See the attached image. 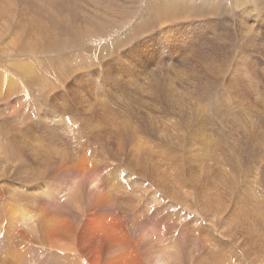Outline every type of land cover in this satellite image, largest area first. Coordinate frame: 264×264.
<instances>
[{"label": "rangeland", "instance_id": "1", "mask_svg": "<svg viewBox=\"0 0 264 264\" xmlns=\"http://www.w3.org/2000/svg\"><path fill=\"white\" fill-rule=\"evenodd\" d=\"M11 1L14 4L13 10H11L10 7L8 8L9 10H6V3H9L10 0H0V10L7 12L3 13V19L1 18L0 20V30H2L0 31V73H4L2 79L4 83L7 82L6 86H3L4 83H1L3 87L0 86V127L2 129L0 130V172H2L0 175L8 176L11 174L9 176L10 179L7 180L11 185H6L12 187L14 190L22 187L21 189L24 190L23 194H30L31 192L32 195H35V192H37L39 195L42 187H37L35 183H27L28 180L20 175L29 173L28 175L31 174L29 179L32 181L36 180V178H38L37 180L45 178L44 182L46 185H44L45 187L43 188H45L46 194H49V192L50 194L49 196L40 194V196L42 198L49 197L48 201L51 203H53L52 198L55 199L54 196L56 199L61 197V203H63L65 199L62 200V196L67 194V189L64 187H66L67 181L71 179L70 177H66L67 175L65 176L63 172L68 167L76 169L86 166L88 168L100 166L101 176L97 177L98 181L92 182L93 185L90 182L88 184V182L85 183L82 181L83 183L81 182L78 189L80 192H78V194L76 193V195L80 196L77 197L76 201L78 205L75 203V206L70 205L72 206L70 208L68 205L67 207H69L70 210L73 208L78 214L82 212H84V214L87 212L97 214L107 209L106 201L110 197L113 201H116V203H119V201L122 203L123 201L121 200L125 202V198L131 200L137 207L133 205L125 207L127 204H122L121 206H115L113 209L121 213L124 211L122 214L126 217L128 216L127 218L132 228L130 233L132 239L138 243L139 252L143 244L147 246L149 244L154 245L158 243L159 240H162V243H169L170 245L166 247L167 251L175 252L178 250L182 253L185 251L186 253L189 252L194 254L196 250V254L198 257L200 256V258L192 264H198L199 262H203V264H216V262L219 263L222 259L225 262L224 264H226L227 259L225 257L227 255L230 258L227 262L237 261L238 264H241V262H243L242 264H264L263 0H259L263 5L259 3L260 6L257 7L262 8L263 13L262 11H254L249 8L248 11L250 10V12H248L247 15L243 13L244 9H240L239 7L234 9V3L237 5V2H234V0H227V3H225V0L222 2V6L220 3L223 0H218L219 3L215 4V6L212 4L213 0H210V3H205V5L208 7L212 5L213 7L206 9L205 6L204 9L208 12L203 13L199 10V3H196L198 12H194L195 15L194 13L191 15L184 14L183 18H179L177 13L174 14L167 9L164 14L163 10L158 8L162 17L171 14L174 16L173 19L165 22L160 21L161 23L158 22L153 31L145 34L141 33V35H138L137 33H133V36L127 38L125 43L112 44L111 41L113 40L117 41L123 39V37L125 38L122 28L124 25H118L119 27H116L121 29L116 28L114 30L117 31L118 29L117 32L121 30L120 33H122V36L120 33L118 34L113 30L114 34H109L113 39L106 35V38H102L109 39H107L108 45L105 41L96 43L94 40L89 43V47L86 45L88 43L81 44L82 46L78 44L81 47L77 45L74 47L72 46L73 48L78 47L79 49L77 50L79 51L71 49V47L68 48L70 45L62 48H50L44 43V39H50L53 37V34L60 37L63 36L64 33L69 32V30L62 28L58 30L57 27H54L50 23L52 22V24H55L54 21L56 19L59 21V18L65 19L69 13L68 5L61 6L58 0ZM122 1L123 0L120 1L122 5L118 8L116 7L117 5L119 6V4L116 5L115 2H119V0H107L104 2L108 7L112 6V8H114L106 12L111 13L110 15L114 20L118 21V19H121L120 15L118 17V12L114 10L120 8L129 9L144 4L143 0ZM154 1L160 0H146L145 3ZM85 2L86 3H80V5L82 8H86L85 10L88 9L89 17L87 21H85V18L80 16L77 19L82 22L79 20L74 21V27L80 30L83 28L82 31L95 30L99 26L103 29L105 27V22H107L106 16L104 15V19H101L100 15L96 14L94 10L96 6L93 0H86ZM114 5L116 7H114ZM44 7L49 9L46 10ZM177 7L181 8L184 6L177 5ZM19 8H21V10ZM214 8L216 9L215 11ZM219 8L220 10H218ZM225 8L228 9L227 12ZM210 9L212 13L209 12ZM253 11L258 13H254ZM244 16L246 18H244ZM34 17L36 22L32 21ZM129 22L131 23V21ZM80 24L85 25L82 27ZM101 24H103L104 27ZM32 25L35 28V32L32 29L35 33L32 39L33 42L27 46L25 45L26 43H20L19 46H17L15 42L27 41L23 33ZM221 25L223 27H221ZM5 29L7 30V35L3 34ZM226 30L229 33H225L227 32ZM96 31L99 32V28L96 29ZM115 34L117 36H115ZM29 38H31V36H29ZM64 39L70 40L68 37H64ZM217 41L219 43L220 41L224 43L223 47H225L224 50L226 53L221 50V45L215 44ZM23 48H27L26 53H22ZM112 48L117 50L114 51ZM68 50L69 52L67 53ZM64 52L68 55L65 54L63 56L62 53ZM99 52H101V54ZM216 54H219L221 58L215 57ZM65 56L71 57L70 65L66 64ZM61 57L63 60H61ZM208 61L210 62L208 63ZM17 64L18 66H16ZM187 66L190 69L185 68ZM207 66L209 68H207ZM73 67L78 68L77 72L72 70ZM255 70L258 71V73ZM182 71L184 75L181 73ZM194 72L200 74L201 77L194 74ZM202 72L203 74L207 73L203 75L201 74ZM188 75L192 78L193 86L187 85L188 82L184 77H189ZM198 82H202V84ZM9 83L12 84L10 88L8 86ZM146 83H149V87ZM146 90L147 94L145 92ZM219 100L222 101V103L224 102V105ZM64 107L67 108L68 111L65 112ZM53 113L57 116L55 117ZM18 116L20 120H18ZM187 117L189 118L187 119ZM37 122H39L40 130H37ZM7 123L12 124H10L11 129H9V127H4V124ZM126 126L131 127V130H125L124 127ZM125 132L127 134H125ZM166 133L168 134L166 135ZM120 134L122 138H120ZM124 135H127L126 139ZM18 139L21 140L18 141ZM14 140L17 143L20 142L18 143L19 145H17ZM22 140L23 142L21 143ZM32 140H34V142H32ZM169 141H173L175 144L173 145L174 147L172 144H168ZM90 143L93 145H90ZM255 143L257 144L255 145ZM138 144L140 146H138ZM220 145L222 146L220 147ZM136 146H138V148ZM135 147L138 151L134 150ZM40 148L42 150H40ZM10 149H12V151ZM121 149H125V154L123 150L122 153ZM4 151L7 153H4ZM43 151L46 153H43ZM30 152L36 153L35 156L32 153V155H30ZM44 154H46V157ZM117 156L119 158H117ZM139 157L143 158V160ZM58 158H64V160L61 161ZM149 158H151V160ZM45 159L46 161L49 160L46 162ZM94 159L98 162H95ZM26 160L27 163L25 162ZM74 160H76V162ZM101 160L104 161L102 162ZM138 160H140V162H138ZM54 161L58 163L55 164ZM3 162L4 164H8H6L7 167L6 165L5 167L2 165ZM51 162L52 164H50ZM13 164L17 168L13 167ZM49 165H53L54 167H52L54 169ZM18 166L21 167L18 168ZM35 167L37 169H35ZM50 170H52L51 173ZM61 170L63 171L60 172ZM169 170H171V174ZM16 171L17 174L20 171H22V173L18 174L17 178H14L15 175H17ZM44 174L47 176L45 177ZM39 175L42 176L39 178L37 177ZM48 175L52 178L50 179ZM168 176L171 178L169 179ZM54 177H56L57 180L53 179ZM106 177L113 179V183ZM63 180L65 181L63 182ZM124 181L126 182L124 183ZM132 182L134 184H132ZM55 184L58 185L55 186ZM96 186L98 188L96 189L98 191L100 190L98 193L95 189ZM62 188L65 189V192ZM7 190H9V188ZM125 191H129L130 193H126ZM171 191H173V193ZM111 192L112 195L114 194L113 197L112 195L110 196ZM122 192L123 194L120 196ZM88 193L90 194L88 195ZM91 193L93 195H91ZM99 193H102L101 195L104 197H101ZM94 194H98V197ZM128 196H131V199L127 198ZM42 198L36 199V202H34L35 205H29L32 201L25 200V203H21L20 206L22 209H27L31 212L30 206L32 208L34 206L36 210L38 204L47 202ZM97 198L100 200L104 199L100 201ZM102 201L105 202L102 203ZM96 202H101L100 204L102 205H97ZM132 207L134 210L131 209ZM38 215H40V213ZM76 220L77 218L68 217L67 223L73 225L77 223ZM66 228L64 229L66 231H61L58 237L64 242H71L74 240V235L72 231L69 232L70 228ZM72 229H74V227H72ZM209 233L215 235V238L221 241L225 247L220 248L217 245L211 244L208 239ZM13 238L16 237H11L9 242H13ZM82 240H85V234ZM189 242L192 244L191 246ZM199 243L203 244L205 248ZM200 245L206 251L203 248L200 249ZM212 247L216 252L212 250ZM208 248L210 250H208ZM151 251L149 247L147 251L145 250L144 255L151 257ZM215 253L218 255L216 256ZM196 254L194 255L196 256ZM205 257L206 259H204ZM209 259L213 260L210 261ZM214 260L216 261L215 263H213Z\"/></svg>", "mask_w": 264, "mask_h": 264}, {"label": "bare ground", "instance_id": "2", "mask_svg": "<svg viewBox=\"0 0 264 264\" xmlns=\"http://www.w3.org/2000/svg\"><path fill=\"white\" fill-rule=\"evenodd\" d=\"M6 1V0H5ZM61 4V6H64V5H68V9H69V13H68V16L65 18V19H62V18H59V21H57V19L54 21L55 24H52L54 27H57V29L59 30L60 28L62 29H65V30H69V32H66L63 34V36H60V37H57L55 34H53V37H51L50 39L46 38L44 39V43L47 47H50V48H62V47H65L67 45H70L68 48L71 47V49H79L78 47H81L82 45L81 44H86L88 47H89V43H91L92 41L95 40L96 43H100L101 41H105V43L107 44V39H102V38H106V36H110L111 38V35L109 34H114V29L118 28L119 26H123V33L125 34V38L123 37V39H119L121 37H119L117 41H111L112 44H121V43H125V41L127 40V38L129 37H132L133 36V33H137L138 35H141V33L145 34L147 32H150V31H153L156 26H157V23L158 22H165V21H168V20H172L174 16H172L171 14H169V16H165V17H162L160 15V12H159V9L160 8L161 10H163V13L165 14V10H169V12H173L174 14L177 13L178 17L179 18H183L184 14H187V15H191L193 14L194 12H198V6L196 3H199V10L203 12H208L206 11L204 8H205V3L209 4L210 3V0H160V1H154V2H149V3H145L146 0H143L144 4L140 5V6H135V7H132V8H129V9H116L114 10L115 12H118V17L119 15L121 16L120 20L118 19L117 20H114L112 19L113 17L110 15L111 13H106L107 11H110L114 8L111 7H108L107 4L105 5L104 2L107 1V0H93V2L95 3V12L97 15H100V18L101 19H104V15L106 16V20L107 22H105L104 26L103 24H101L104 28L101 29L100 26L97 27L96 29L99 28V32L95 30H91V31H82L84 27L83 25L85 24H80L82 30L80 29H76L73 25V22L74 21H78L80 16H82L83 18H85V21H87V18L89 17V14H88V9L85 10L84 8L81 7L80 3H86L85 1L86 0H58ZM87 1H90V0H87ZM114 1V0H113ZM120 1L119 2H115L116 5L119 4V6L117 5V7L114 5V7L118 8L120 7L122 4H120ZM124 1V0H123ZM122 1V2H123ZM225 0L221 1L224 2ZM237 2V5L234 3V9L235 8H240V9H244L243 10V13L247 15L248 12H250V10L248 11L249 8H251L252 10L254 11H262L263 9L262 8H257L260 3L259 0H234V2ZM79 2V3H78ZM231 2V1H230ZM233 2V1H232ZM264 2V0L262 1ZM17 3V2H16ZM203 3V4H202ZM219 3L218 0H213L212 1V4H217ZM220 5L222 6L223 3ZM225 3H227V0L225 1ZM2 4H5V3H2ZM113 4V3H112ZM231 4V3H230ZM262 4V3H260ZM13 2L10 0L9 3H6V10L10 7L11 10H13ZM178 6H184V7H181V8H178ZM225 5V4H224ZM232 5V4H231ZM263 5V4H262ZM2 6V5H1ZM40 6V5H39ZM88 6V5H87ZM165 6V7H164ZM211 7H213L212 5H210ZM219 6V5H218ZM226 6V5H225ZM224 6V7H225ZM233 6V5H232ZM3 7V6H2ZM98 7V8H97ZM211 7H208L206 6V9H209ZM229 7V6H228ZM17 8V7H16ZM43 8V7H42ZM45 8V7H44ZM227 8V7H226ZM225 8V9H226ZM233 8V7H232ZM3 9V8H2ZM21 10V8H19ZM46 10H48L49 8H45ZM230 9V8H229ZM5 10V11H6ZM9 10V9H8ZM18 10V9H16ZM33 10H36V9H33ZM216 9L214 8V11ZM220 10V8L218 9ZM217 10V12H218ZM222 10H223V7H222ZM228 9H226V12H227ZM232 10V9H231ZM199 11V12H200ZM230 11V10H229ZM233 11V10H232ZM253 11V12H254ZM27 12V10H26ZM38 12V11H37ZM102 12V13H100ZM211 9H210V11ZM216 12V13H217ZM222 12V11H221ZM234 12V11H233ZM238 12V11H237ZM242 12V11H241ZM3 13H7V12H3V10H0V20L1 18L3 17ZM10 13V12H9ZM15 13V12H14ZM106 13V14H104ZM239 13V12H238ZM254 13H258V12H254ZM263 13V11H262ZM12 14V13H11ZM27 14V13H26ZM117 14V13H116ZM207 14V13H206ZM209 14V13H208ZM224 14H225V11H224ZM228 14V13H227ZM5 15V14H4ZM9 15V14H8ZM31 15V14H30ZM35 15V14H34ZM195 15V13H194ZM197 15V14H196ZM238 15V14H237ZM12 16V15H11ZM91 16V15H90ZM218 16V15H217ZM225 16V15H224ZM242 16V15H241ZM30 17V16H29ZM28 17V18H29ZM32 17V16H31ZM208 17V16H207ZM220 17V15H219ZM223 17V16H222ZM239 17V16H238ZM261 17V16H260ZM5 18V17H4ZM12 18V17H11ZM24 18V17H22ZM26 18V17H25ZM115 18V17H114ZM178 18V19H179ZM201 18V17H200ZM225 18V17H224ZM244 18H246L244 16ZM264 18V16H263ZM3 19V18H2ZM9 19V18H8ZM14 19V18H13ZM12 19V20H13ZM248 19H252V18H248ZM6 20V19H5ZM10 20V19H9ZM29 20V19H28ZM244 20V19H243ZM246 20V19H245ZM244 20V21H245ZM8 21V20H7ZM11 21V20H10ZM14 21V20H13ZM12 21V22H13ZM22 21V20H21ZM32 21H35L36 22V19L35 17L32 19ZM70 21V23H69ZM81 21V20H79ZM100 21V20H99ZM131 21V23L129 22ZM247 21V20H246ZM9 22V21H8ZM25 22V21H24ZM82 22V21H81ZM93 22V21H92ZM101 22V21H100ZM160 22V23H161ZM234 22V21H233ZM255 22V21H254ZM253 22V23H254ZM23 23V22H22ZM260 23V22H259ZM24 24V23H23ZM27 24V23H26ZM88 24V23H86ZM7 25V24H5ZM10 25V24H9ZM89 25V24H88ZM119 25V26H118ZM166 25V24H165ZM220 25V24H219ZM231 25V23H230ZM253 25V24H252ZM3 26V25H2ZM92 26V25H91ZM118 26V27H116ZM218 26V25H217ZM237 26V25H236ZM244 26V25H243ZM10 27V26H9ZM23 27V25H22ZM78 27V25H77ZM88 27V26H87ZM96 27V26H95ZM221 27H223L221 25ZM228 27V26H227ZM245 27V26H244ZM247 28H249L248 26H246ZM79 28V27H78ZM167 28V27H166ZM236 28V27H234ZM245 28V29H247ZM251 28V27H250ZM1 29V28H0ZM7 29V28H6ZM4 30L3 31V34L4 35H7V30ZM32 29L34 30L35 32V28L32 26H29V28L23 33L24 36L26 37L27 41L26 42H23V41H19L18 42H15L17 44V46H19L20 43H26L25 45H29L31 42H33V37L35 35V33L32 31ZM41 29V28H40ZM85 29V28H84ZM118 29H121V28H118ZM117 29V31H118ZM240 29V28H239ZM88 30V29H87ZM114 30V31H113ZM231 30V29H230ZM229 30V31H230ZM238 30V29H237ZM2 31V30H0ZM112 31V32H111ZM115 31V32H117ZM121 31V30H120ZM117 32L118 34L120 33ZM164 31V30H162ZM227 31V30H226ZM250 31V30H249ZM111 32V33H109ZM223 32V31H222ZM244 32V31H243ZM62 33V32H61ZM225 33H229L228 31L225 32ZM232 33V31H231ZM236 33V32H235ZM249 33V32H247ZM1 34V32H0ZM108 34V35H107ZM121 36H122V33H120ZM60 35V34H58ZM106 35V36H105ZM29 36H31V38H29ZM37 36V34H36ZM115 36H117L115 34ZM115 36H114V39H115ZM120 36V35H119ZM124 36V35H123ZM219 36V34H218ZM229 36V35H227ZM1 37V36H0ZM4 37V36H3ZM64 37H68L70 40H65ZM113 37V36H112ZM242 37V36H241ZM260 37V36H259ZM5 38V37H4ZM117 38V37H116ZM224 38V37H223ZM48 39V40H47ZM101 39V40H100ZM113 39V38H111ZM132 39V38H131ZM136 39V37H135ZM228 39V38H227ZM231 39V38H230ZM237 39V38H236ZM240 39V38H239ZM109 40V39H108ZM217 40V39H216ZM225 40V39H223ZM249 40V39H247ZM250 42V41H249ZM102 43V42H101ZM230 43V42H228ZM227 43V44H228ZM12 44V43H11ZM78 44H80L81 46H79ZM146 44V43H145ZM215 44L217 45H221L222 48L221 50L223 52H225L224 48L223 47V44L224 43H220L217 41L215 42ZM240 44V43H239ZM75 45H77L76 47L77 48H73ZM101 45V44H100ZM99 45V46H100ZM108 45V44H107ZM125 45V44H124ZM241 45V44H240ZM239 45V46H240ZM245 45V44H244ZM73 46V47H72ZM84 46V45H83ZM111 46V44H110ZM109 46V47H110ZM159 46V45H158ZM260 46V45H259ZM5 47V46H4ZM13 47H14V44H13ZM86 47V46H85ZM101 47V46H100ZM105 47V46H104ZM109 47H106V48H109ZM147 47V46H146ZM236 47V46H234ZM9 48V47H8ZM7 48V49H8ZM96 48V47H95ZM105 48V49H106ZM116 48V47H115ZM115 48H112L114 51L117 50ZM239 48V47H238ZM261 48V47H260ZM24 49V48H23ZM22 49V53H26L27 52V48L23 50ZM64 49V48H63ZM86 49V48H85ZM111 49V48H110ZM236 49V48H235ZM244 49V47H243ZM60 51V50H59ZM58 51V52H59ZM79 51V50H77ZM76 51V52H77ZM84 51V50H83ZM94 51V50H93ZM231 51V50H230ZM69 52V50L67 51V53ZM81 52V51H80ZM88 52V51H87ZM102 52V51H101ZM101 52H99L101 54ZM105 52V51H104ZM61 53V51H60ZM67 53H62V55L64 56L65 54ZM73 53V52H72ZM226 53V52H225ZM237 53V52H236ZM76 54V53H75ZM108 54V53H107ZM205 54V53H204ZM232 54V53H231ZM48 55V54H47ZM51 55V54H50ZM53 55V54H52ZM59 55V54H58ZM68 55V54H67ZM112 55V54H111ZM202 55V54H201ZM235 55V54H234ZM61 56V55H60ZM62 56V57H63ZM77 56V54H76ZM61 57V58H62ZM187 57V56H186ZM189 57V56H188ZM209 57V56H208ZM217 58H221V56L219 54H216ZM262 57V56H261ZM22 58V56H21ZM49 58V57H48ZM53 58V57H52ZM71 58V57H70ZM70 58L69 56H65V60H66V64L70 65ZM100 58V57H98ZM206 58V57H205ZM46 59V57H45ZM60 59V58H59ZM94 59V58H93ZM190 59V57H189ZM209 59V58H207ZM206 59V60H207ZM63 60V58L61 59ZM99 60V59H98ZM104 60V59H103ZM113 60V59H112ZM205 60V61H206ZM218 60V59H217ZM109 61V60H108ZM119 61V60H118ZM203 61V60H202ZM201 61V62H202ZM96 62V61H95ZM210 61H208L209 63ZM227 62V61H226ZM2 63V62H1ZM46 63V62H45ZM117 63V62H116ZM120 63V62H119ZM199 63V62H198ZM207 63V64H208ZM101 64V63H100ZM192 64V63H191ZM190 64V65H191ZM82 65V64H81ZM86 65V64H85ZM99 65V64H98ZM154 65V64H153ZM158 65V64H157ZM160 65V64H159ZM193 65V64H192ZM205 65V64H204ZM224 65V64H223ZM18 66V64L16 65ZM87 66V65H86ZM85 66V67H86ZM100 66V65H99ZM114 66V65H113ZM138 66V65H137ZM198 66V65H196ZM203 66V65H202ZM209 66V65H208ZM207 66V68H209ZM78 67V66H77ZM84 67V66H83ZM102 67V66H101ZM173 67V66H172ZM179 67V66H178ZM205 67V66H204ZM12 68V66H11ZM46 68H47V65H46ZM68 68H71V67H68ZM79 68V67H78ZM76 67H73L72 70L76 71L77 72V69ZM87 68V67H86ZM156 68V66H155ZM171 68V67H170ZM185 68H189L188 66L185 67ZM184 68V69H185ZM196 68V67H195ZM198 68V67H197ZM228 68V67H227ZM153 69V68H152ZM190 69V68H189ZM229 69V68H228ZM170 70V69H169ZM176 70V69H175ZM192 70V69H191ZM198 70V69H197ZM208 70V69H206ZM205 70V71H206ZM171 71V70H170ZM186 71V69H185ZM195 71V70H194ZM200 71V70H199ZM256 71V70H255ZM193 72V71H192ZM201 72V71H200ZM223 72V71H222ZM225 72V71H224ZM258 73V71H256ZM50 73V72H49ZM58 73V72H57ZM66 73V72H65ZM174 73V72H173ZM181 73H183L184 75V72L182 71ZM207 73V72H206ZM204 73V74H206ZM242 73V72H241ZM255 73V72H254ZM256 73V74H257ZM74 74V73H73ZM178 74V73H177ZM191 74V73H189ZM194 74H197L194 72ZM203 74V72L201 73ZM203 74V75H204ZM48 75V74H47ZM46 75V76H47ZM62 75V74H61ZM68 75V74H67ZM187 75V73H186ZM193 75V74H192ZM200 76V74H197ZM4 76V73L1 72L0 73V86L1 83H4V80L2 79V77ZM65 76V75H64ZM180 76V75H179ZM189 77H184L186 78L185 80L188 82L187 85L191 86L193 81L191 80L192 78H190V75H188ZM195 76V75H194ZM206 76V75H205ZM8 77V76H7ZM56 77V76H55ZM66 77V76H65ZM87 77V76H86ZM89 77V76H88ZM160 77V76H159ZM196 77V76H195ZM203 77V76H202ZM208 77V76H207ZM42 78V77H41ZM53 78V77H52ZM60 78V77H59ZM146 78V77H145ZM241 78V77H240ZM65 79V78H64ZM164 79V78H163ZM207 79V78H206ZM209 79V78H208ZM150 80V79H149ZM43 81V80H42ZM172 81V80H171ZM174 81V80H173ZM203 81V80H202ZM207 81V80H206ZM210 81V80H209ZM208 81V82H209ZM17 82V81H16ZM35 82V81H34ZM40 82V81H39ZM204 82V81H203ZM264 82V81H263ZM7 83V82H6ZM6 83H4L3 86H6ZM57 83V82H56ZM196 83V82H195ZM198 83H201L202 82H198ZM206 83V82H205ZM253 83V82H252ZM129 84V83H128ZM142 84V83H141ZM147 84V83H146ZM154 84V83H153ZM164 84V83H163ZM183 84V83H182ZM207 84V83H206ZM148 87H149V83L147 84ZM151 85V84H150ZM155 85V84H154ZM167 85V84H166ZM170 85V84H169ZM208 85V84H207ZM2 86V87H3ZM9 88L10 86H12V84H8ZM39 86V85H38ZM37 86V87H38ZM146 86V85H145ZM173 86V85H172ZM188 86V87H189ZM193 86V85H192ZM201 86V85H200ZM52 87V86H51ZM167 87V86H166ZM195 87V86H194ZM197 87V86H196ZM203 87V86H201ZM215 87V86H214ZM8 88V91L10 92ZM15 88V87H13ZM143 88V87H142ZM165 88V87H164ZM199 88V87H197ZM206 88V87H205ZM208 88V87H207ZM47 89V88H46ZM68 89V88H67ZM149 89V88H148ZM152 89V88H151ZM150 89V90H151ZM160 89V88H159ZM157 90V89H155ZM188 90V89H187ZM204 90V88H203ZM51 91V90H50ZM209 91V90H208ZM256 91V90H255ZM146 94H147V90L145 91ZM156 92V91H155ZM201 92V91H200ZM15 93V92H14ZM192 93V92H191ZM4 94V92H3ZM149 94V93H148ZM158 94V93H157ZM189 94V93H188ZM200 94V93H199ZM206 94V93H205ZM19 95V94H18ZM101 95V94H100ZM155 95V94H154ZM190 95V94H189ZM201 95V94H200ZM152 96V95H151ZM202 96V95H201ZM9 97V96H8ZM11 97V96H10ZM15 97V96H14ZM156 97V96H155ZM257 97V96H256ZM13 98V97H12ZM149 98V97H148ZM17 99V98H15ZM199 99V98H198ZM256 99V98H255ZM1 100V99H0ZM19 100V98H18ZM141 100V99H139ZM159 100V98H158ZM203 100V99H202ZM260 100V99H259ZM258 100V101H259ZM101 101V100H100ZM142 101V100H141ZM170 101V100H169ZM188 101V99H187ZM220 101V100H219ZM17 102V101H16ZM21 102V101H20ZM172 102V101H171ZM195 102V101H194ZM201 102V101H200ZM222 103V101H220ZM3 103V102H2ZM219 103V102H218ZM224 103V102H223ZM222 103V104H223ZM226 104V103H225ZM22 105V103H21ZM142 105V104H141ZM170 105V104H169ZM224 105V104H223ZM26 106V105H25ZM222 106V105H221ZM122 107V106H121ZM225 107V106H224ZM15 108V107H14ZM18 108V107H17ZM38 108V107H37ZM198 108V107H197ZM136 109V108H135ZM63 110V109H62ZM196 110H199V109H196ZM12 111V110H11ZM32 111V110H31ZM30 111V112H31ZM34 111V110H33ZM64 111H68L67 108L64 107ZM170 112V111H169ZM15 113V112H14ZM56 113V112H55ZM13 114V113H11ZM17 114V112H16ZM19 114V113H18ZM54 114V113H53ZM52 115V114H51ZM55 115V114H54ZM142 115V114H141ZM193 115V114H192ZM57 115H55L56 117ZM61 116H64V115H61ZM126 116V115H125ZM132 117V116H131ZM59 118H62V117H59ZM57 118V119H59ZM189 117H187L188 119ZM249 118V117H248ZM53 119V118H52ZM17 120V119H15ZM18 120L19 119V116H18ZM60 120V119H59ZM64 120V118H63ZM127 120V119H126ZM131 120V119H130ZM52 121V120H51ZM55 121V120H53ZM62 121V120H61ZM65 121V120H64ZM128 121V120H127ZM23 122V121H22ZM72 122V121H71ZM129 122V121H128ZM127 122V123H128ZM180 122V121H179ZM51 123V122H50ZM60 123V122H59ZM131 123V122H130ZM251 123V122H250ZM11 124V123H10ZM9 123L7 124H4L5 128L6 127H9V129H11V125ZM18 124V123H17ZM20 124V123H19ZM61 124V123H60ZM177 124V123H176ZM53 125V124H52ZM56 125V124H55ZM64 125V124H63ZM77 125V124H76ZM94 125V124H93ZM128 125L130 126V124L128 123ZM248 125V124H247ZM73 126V125H72ZM128 126V127H129ZM140 126V125H138ZM137 126V127H138ZM16 127V126H15ZM64 127V126H63ZM62 127V128H63ZM68 127V126H66ZM78 127V126H77ZM98 127V126H97ZM127 126L124 127L125 130H128L130 129L131 130V127L128 128ZM141 127V126H140ZM153 127V126H152ZM14 128V127H13ZM145 128V127H144ZM177 128V127H176ZM179 128V127H178ZM184 128V127H183ZM245 128V127H244ZM259 128V127H258ZM143 129V127H142ZM243 129V128H242ZM249 129V128H248ZM0 130L1 127H0ZM5 130V129H4ZM7 130V129H6ZM99 130V129H98ZM15 131V130H14ZM124 131V130H123ZM133 131V130H132ZM143 131V130H142ZM146 131V130H145ZM2 132V131H1ZM6 132V131H5ZM17 132V131H16ZM15 132V133H16ZM91 132V131H90ZM95 132V131H93ZM122 132V131H121ZM131 132V131H130ZM13 133V132H12ZM88 133V132H87ZM143 133V132H142ZM188 133V132H187ZM6 134V133H5ZM38 134V133H37ZM55 134V133H54ZM73 134V133H72ZM122 134V133H121ZM119 135L120 138H122V135ZM125 134H127L125 132ZM132 134V133H131ZM140 134V133H139ZM168 133H166L167 135ZM13 135V134H12ZM11 135V136H12ZM4 136V135H3ZM6 136V135H5ZM32 136V135H31ZM126 136V137H125ZM157 136V135H156ZM165 136V135H164ZM231 136V135H229ZM2 137V136H1ZM8 137V136H7ZM15 137V136H14ZM34 137V136H33ZM99 137V136H98ZM125 139L127 138V135H124ZM132 137V136H131ZM261 137V136H260ZM5 138V137H3ZM18 138V137H17ZM27 138V136H26ZM34 138H37V137H34ZM43 138V137H41ZM110 138V137H109ZM135 138V137H133ZM166 138V137H165ZM11 139V138H10ZM16 139V137H15ZM25 139V138H24ZM2 140V139H1ZM6 140V139H5ZM21 140V139H18V141ZM26 140V139H25ZM24 140V141H25ZM109 140V139H108ZM134 140V139H132ZM139 140V139H138ZM151 140V139H150ZM7 141V140H6ZM9 141V140H8ZM13 141V139H12ZM15 141V140H14ZM39 141V139H38ZM37 141V142H38ZM42 141V140H41ZM129 141V140H128ZM216 141V140H215ZM3 142V140H2ZM5 142V141H4ZM10 142V141H9ZM16 142V141H15ZM23 142V140L21 141V143ZM27 142V141H26ZM32 142H34V140H32ZM32 142L30 141V143L32 144ZM40 142V141H39ZM38 142V143H39ZM122 142V141H121ZM13 143V142H12ZM17 143V142H16ZM20 143V142H18ZM17 143V145H19ZM117 143V142H116ZM123 143V142H122ZM139 143V142H138ZM215 143V142H214ZM25 144V143H24ZM34 144V143H33ZM36 144V143H35ZM34 144V145H35ZM115 144V143H114ZM131 144V143H130ZM129 144V145H130ZM149 144V143H148ZM147 144V145H148ZM168 144H172L175 145L173 143V141H169ZM217 144V143H215ZM214 144V145H215ZM221 144V143H220ZM257 143H255L256 145ZM1 145V144H0ZM6 145V144H5ZM10 145V144H9ZM27 145V144H26ZM25 145V146H26ZM29 145V143H28ZM37 145V144H36ZM90 145H93L90 143ZM123 145V144H122ZM213 145V146H214ZM219 145V144H218ZM217 145V146H218ZM230 145V144H229ZM12 146V144H11ZM31 146V145H30ZM29 146V147H30ZM33 146V145H32ZM39 146V144H38ZM95 146V145H94ZM97 146V145H96ZM103 146V144H102ZM117 146V145H115ZM135 146V145H133ZM138 146H140L138 144ZM138 146H136L138 148ZM222 145H220L221 147ZM40 147V146H39ZM49 147V146H48ZM111 147V146H110ZM125 147V145H124ZM123 147V148H124ZM135 147V148H136ZM174 147V146H173ZM1 148V146H0ZM7 148H11V147H7ZM17 148V147H16ZM50 148V147H49ZM53 148V147H52ZM103 148V147H102ZM134 150L138 151L137 148ZM223 148V147H222ZM14 149V148H13ZM19 149V147H18ZM55 149V148H54ZM60 149V148H59ZM90 149V148H89ZM111 149V148H110ZM128 149V148H127ZM132 149V148H131ZM130 149V150H131ZM171 149V148H170ZM206 149V148H205ZM210 149V148H209ZM233 149V148H232ZM12 151V149H10ZM20 150V149H19ZM39 150V148H38ZM40 150H42L40 148ZM109 150V149H107ZM119 150V149H118ZM117 150V152H118ZM123 149H121L122 151ZM129 150V149H128ZM147 150V149H146ZM155 150V149H154ZM166 150V149H165ZM173 150V149H172ZM27 151V150H26ZM47 151V150H46ZM49 151V150H48ZM120 151V152H121ZM124 151V154H125V149L123 150ZM122 151V153H123ZM132 151V150H131ZM210 151V150H209ZM42 152V151H41ZM53 152V151H52ZM51 152V153H52ZM55 152V151H54ZM100 152V151H99ZM105 152V151H104ZM134 152V151H133ZM132 152V153H133ZM144 152V151H143ZM150 152V151H149ZM171 152V151H170ZM1 153V152H0ZM4 153H7L4 151ZM9 153V152H8ZM16 153V152H15ZM30 152V155L34 154ZM40 153V152H39ZM43 153H46L43 151ZM41 153V154H43ZM48 153V152H47ZM119 153V152H118ZM117 153V154H118ZM139 153V152H138ZM147 153V152H146ZM169 153V152H168ZM173 153V152H172ZM176 153V152H175ZM174 153V154H175ZM206 153V152H205ZM14 154V152H13ZM36 154V153H35ZM34 154V156H35ZM68 154V153H67ZM102 154V153H101ZM109 154V153H108ZM113 154V153H112ZM136 154V153H135ZM5 155V154H4ZM3 155V158L5 157ZM10 155V154H9ZM12 155V154H11ZM18 155V154H17ZM45 157H46V154H44ZM48 155V154H47ZM52 155V154H50ZM59 155V154H57ZM63 155V154H62ZM121 155V154H120ZM131 155V154H130ZM138 155V154H137ZM224 155V154H223ZM2 156V154H1ZM13 156V155H12ZM11 156V158H12ZM19 156V155H18ZM41 156V155H40ZM39 156V157H40ZM49 156V155H48ZM105 156V155H104ZM158 156V155H157ZM204 156V155H203ZM7 157V156H6ZM38 157V158H39ZM50 157V156H49ZM55 157V155H54ZM53 157V158H54ZM64 157V155H63ZM70 157V156H69ZM1 158V157H0ZM15 158V157H14ZM41 158V157H40ZM48 158V157H47ZM75 158V157H74ZM92 158V157H91ZM117 158H119L117 156ZM133 158V157H132ZM131 158V159H132ZM141 158V157H139ZM5 159V158H4ZM7 159V158H6ZM17 159V158H16ZM60 159V158H58ZM68 159V158H67ZM99 159V158H98ZM134 159V158H133ZM143 160V158H141ZM146 159V158H144ZM148 159V157H147ZM151 160V158H149ZM175 159V158H173ZM201 159V158H200ZM49 160V159H48ZM47 160V161H48ZM61 161L64 160L63 159H60ZM80 160V159H79ZM83 160V159H82ZM89 160H92V159H89ZM95 160V159H94ZM137 160V159H135ZM2 161V159H1ZM4 161V160H3ZM46 161V159H45ZM46 161V162H47ZM76 162V160H74ZM81 161V160H80ZM97 160H95L96 162ZM102 161V160H101ZM104 161V160H103ZM102 161V162H103ZM107 161V160H106ZM222 161V160H220ZM5 162H8V161H5ZM12 162V161H11ZM18 162V161H17ZM20 162V161H19ZM23 162H24V159H23ZM27 163V160L25 161ZM55 162V161H54ZM83 162V161H82ZM94 162V163H95ZM98 162V161H97ZM138 162H140V160H138ZM149 162V161H148ZM153 162V161H152ZM163 162V161H162ZM174 162V161H172ZM15 163V161H14ZM36 163V161H35ZM39 163V162H38ZM45 163V162H44ZM49 163V162H48ZM58 163V162H57ZM55 162V164H57ZM85 163V162H84ZM100 163V162H99ZM98 163V164H99ZM105 163V162H104ZM151 163V162H150ZM167 163V162H166ZM257 163V162H256ZM7 164V163H6ZM4 162L2 163V165L5 167ZM12 164V163H11ZM16 164V163H15ZM52 164V162L50 163ZM54 164V165H55ZM97 164V165H98ZM108 164V163H107ZM118 164V163H116ZM140 164V163H138ZM181 164V163H180ZM8 165V164H7ZM6 165V167H7ZM30 165V164H29ZM41 165H44V164H41ZM46 165V164H45ZM48 165V164H47ZM65 165V164H64ZM79 165V163H78ZM83 165V164H82ZM164 165L166 166V164L164 163ZM1 166V167H3ZM17 166V165H16ZM22 166V165H21ZM21 166H18L21 167ZM50 166V165H49ZM53 166V165H52ZM50 166V167H52ZM125 166V165H124ZM10 167V166H9ZM12 167V166H11ZM13 167H15V165L13 164ZM24 167V166H23ZM32 167V166H31ZM49 167V168H50ZM54 167V166H53ZM52 167V168H53ZM68 167V166H67ZM84 167V166H82ZM93 167V166H92ZM100 166H94L93 168H88L87 166L84 167V168H72V167H68L64 172L63 174L66 176V177H70L71 179H69V181H67V185L66 187H64L65 189H67V194H64L62 196V200L65 199V201L63 203H61V197L60 198H57L54 196L55 199L52 198L53 200V203L49 202L48 199L49 197H41L40 194H44L46 196H49V194H46V191H45V187L44 185L45 182H44V179L40 178L41 176H37L40 178V180H37L38 178H36V180H30L29 179V176L31 175H28L27 173L25 175H22V171L18 172V174H21L20 176L23 177V178H26L27 183H35L37 185V187H42L41 188V192H39L40 194L38 195L37 192H35V195L31 194H23L24 193V190H22L21 188H17L16 190L12 189V187L10 186H7L6 184H9L7 182L8 179H10V175L9 174L8 176H5V175H0V264H192L193 262H195L198 258H200V256L198 257L197 254H196V250H195V253L196 256L192 253H185L183 252H180V251H167L166 250V247L167 246H170L169 243H162V240H159L158 243H155L154 245L153 244H149L148 246L147 245H144L142 246V249H141V253L138 251V243L132 239V236H131V227H130V224H129V220H128V216H124V211L121 212H118L116 210H114L113 208L117 205H122V204H127L125 205V207H127L128 205L130 206H134V207H137V205H135L134 202H132L131 200H127L125 198V202L124 200H121L123 201L122 203L119 201V203H116V201H113L111 199V197L109 199H107V209L104 210V211H100L98 212L97 214L95 213H92V212H87L86 214H84V212H82L81 214H78L75 212V210H70L69 207H67L68 205H74L75 206V203L77 201V197H80L78 195H76V193L78 194V192H80L79 187H80V184L82 181H84L85 183L89 182L92 184V182H97V177L101 176V173H100ZM111 167V166H110ZM121 167V166H120ZM119 167V168H120ZM171 167V166H170ZM248 167V166H247ZM17 168V167H15ZM39 168V167H38ZM57 168V167H56ZM55 168V169H56ZM62 168V167H61ZM158 168V167H157ZM167 168V167H166ZM6 169H10V168H6ZM12 169V168H11ZM10 169V170H11ZM31 169V168H30ZM35 169H37L35 167ZM47 169V168H46ZM54 169V168H53ZM52 169V170H53ZM58 169V168H57ZM111 169V168H110ZM123 169V167H122ZM125 169V168H124ZM126 169H127V166H126ZM160 169V168H159ZM3 170V168H2ZM14 170V169H13ZM34 170V169H33ZM32 170V171H33ZM48 170V169H47ZM50 170V173L51 171ZM118 170V169H117ZM162 170V169H160ZM164 170V169H163ZM15 171V170H14ZM30 171V170H29ZM36 171V170H35ZM34 171V172H35ZM49 171V170H48ZM47 171V172H48ZM63 170H61L60 172H62ZM155 171V170H154ZM171 170H169L170 172ZM243 171V170H242ZM260 171V170H259ZM258 171V172H259ZM9 172V170H8ZM7 172V173H8ZM13 172V171H12ZM44 172V171H42ZM46 172V171H45ZM54 172V171H53ZM52 172V173H53ZM59 172V171H58ZM59 172V173H60ZM120 172H123V171H120ZM119 172V173H120ZM165 172V171H164ZM168 172V171H167ZM166 172V173H167ZM178 172V171H177ZM2 173V172H0ZM39 173V172H38ZM162 173V172H161ZM3 174H6V173H3ZM16 174H17V171H16ZM17 175H15L14 178H17ZM171 174V172H170ZM169 174V175H170ZM183 174V173H182ZM34 175V174H33ZM37 175V173H36ZM45 175V174H44ZM59 175V174H58ZM57 175V176H58ZM62 175V174H61ZM63 175V176H64ZM124 175V174H123ZM47 175H45L46 177ZM50 176V175H48ZM64 176V177H65ZM128 176V175H126ZM125 176V178H126ZM243 176V175H242ZM31 177V176H30ZM33 177V176H32ZM60 177V176H59ZM117 177V176H116ZM119 177V176H118ZM169 177V176H168ZM52 177L50 176V179ZM108 178V177H106ZM122 178V177H120ZM124 178V177H123ZM129 178V177H127ZM167 178V176H166ZM171 177H169L170 179ZM183 178V177H182ZM181 178V179H182ZM13 179V178H12ZM20 179V178H19ZM42 179V180H41ZM47 179V178H46ZM53 179H56V177H54ZM57 180V179H56ZM55 180V181H56ZM107 180V179H106ZM108 180L112 181L113 179H109ZM118 180V179H117ZM123 180V179H122ZM121 180V181H122ZM24 181V180H23ZM65 180H63L64 182ZM110 181V182H111ZM136 181V180H135ZM171 181V180H170ZM182 181V180H181ZM26 182V181H25ZM58 182V181H57ZM108 182V181H107ZM123 182V181H122ZM126 181H124L125 183ZM131 182V181H130ZM26 183V185H27ZM52 183H55V182H52ZM60 183V181H59ZM83 183V182H82ZM84 183V184H85ZM113 183V181H112ZM111 183V184H112ZM128 183V182H127ZM170 183V182H169ZM13 184V183H12ZM97 184V183H96ZM115 184V183H114ZM132 184H134L132 182ZM171 184V183H170ZM185 184V183H184ZM189 184V183H188ZM11 185V184H9ZM14 185V184H13ZM12 185V186H13ZM24 185V184H22ZM31 185V184H30ZM58 185V184H57ZM55 184V186H57ZM60 185V184H59ZM93 185V184H92ZM139 185V184H138ZM153 185V184H152ZM17 186V185H15ZM21 186V185H20ZM64 186V185H63ZM68 186V188H67ZM83 186V184H82ZM89 186V185H88ZM95 186V184H94ZM98 186V185H97ZM97 186L95 187V189L97 188ZM148 186V185H147ZM168 186V185H167ZM5 187H8L9 190H7L8 188H5ZM24 187V186H23ZM30 187V186H29ZM47 187V186H46ZM60 187V186H59ZM58 187V188H59ZM62 187V186H61ZM84 187V186H83ZM101 187V186H100ZM108 187V186H107ZM125 187V186H123ZM127 187V186H126ZM133 187H137V186H133ZM170 187V186H169ZM168 187V188H169ZM11 188V189H10ZM16 188V187H15ZM62 188V190L64 191L65 189ZM109 188V187H108ZM107 188V189H108ZM187 188V187H186ZM24 189V188H23ZM26 189V188H25ZM56 189V188H55ZM90 189V188H89ZM98 189V188H97ZM96 189V190H97ZM110 189V188H109ZM127 189V188H125ZM170 189V188H169ZM188 189V188H187ZM30 190V189H29ZM73 190V192H72ZM75 190V191H74ZM78 190V191H77ZM84 190V189H83ZM86 190V189H85ZM91 190V189H90ZM93 190V189H92ZM95 190V191H96ZM114 190V188H113ZM116 190V189H115ZM119 190V189H118ZM124 190V189H122ZM129 190V189H128ZM135 190V188H134ZM38 191V190H37ZM87 191V190H86ZM89 191V190H88ZM94 191V190H93ZM100 191V190H99ZM97 190V193L99 192ZM102 191V189H101ZM109 191V190H107ZM121 191V189H120ZM119 191V192H120ZM177 191V190H176ZM174 191V192H176ZM182 191V190H181ZM52 192V191H51ZM65 192V191H64ZM84 192V191H83ZM126 192V191H125ZM134 192V191H133ZM173 193V191H171ZM185 192V191H184ZM37 193V194H36ZM105 193V192H104ZM107 193V192H106ZM110 193V192H109ZM126 193H130L129 191L126 192ZM180 193V192H178ZM82 194V193H80ZM85 194V193H84ZM90 193H88L89 195ZM100 194V193H99ZM102 194V193H101ZM100 194V195H101ZM115 194H116V191H115ZM118 194V193H117ZM122 193H120V196H121ZM181 194V193H180ZM38 195V196H37ZM86 195V194H85ZM87 195V196H88ZM91 195H93L91 193ZM95 195V194H94ZM98 195V194H97ZM95 195V196H97ZM112 195V192L110 194V196ZM114 195V194H113ZM112 195V197H113ZM129 195V194H128ZM135 195V194H134ZM171 195V194H170ZM189 195V194H188ZM37 196V197H36ZM83 196V195H81ZM103 195H101L102 197ZM106 196H109V195H106ZM116 196V195H115ZM181 196H184V195H181ZM7 197V199H6ZM92 197V196H90ZM98 197V196H97ZM104 197V196H103ZM131 197V196H130ZM129 196L127 198H130ZM185 197V196H184ZM45 199L47 202L45 203H42V204H38L36 210L33 206V208L30 206V210H27V209H22L21 208V203H25V200H31L32 202L29 203V205H35L34 202H36V199ZM82 198V197H81ZM84 198V197H83ZM86 198V197H85ZM108 198V197H107ZM119 198V196H118ZM123 198V197H121ZM134 198V197H133ZM132 198V199H133ZM171 198V197H170ZM169 198V199H170ZM175 198V197H174ZM89 199V198H88ZM95 199V198H94ZM93 199V200H94ZM98 199V198H97ZM104 199V198H103ZM101 199V200H103ZM106 199V197H105ZM131 199V198H130ZM136 199V198H135ZM177 199V198H176ZM83 200V199H82ZM87 200V199H86ZM92 200V199H90ZM89 200V201H90ZM100 200V199H98ZM100 200V201H101ZM127 200V201H126ZM172 200V198H171ZM85 201V200H84ZM83 201V202H84ZM159 201V200H158ZM105 202V201H104ZM102 201V203H104ZM171 202V201H170ZM7 203V204H6ZM86 203V202H84ZM91 203H95V202H91ZM97 205L100 204L99 202H96ZM156 203V202H155ZM87 204V203H86ZM139 204V203H138ZM159 204V203H158ZM76 205H78L76 203ZM84 205V204H83ZM88 205V204H87ZM96 205V204H95ZM102 205V204H100ZM155 205V204H154ZM89 206V205H88ZM104 207H106L105 205H103ZM72 206H70L71 208ZM97 207V206H95ZM93 208V207H92ZM91 208V209H92ZM121 208H124V207H121ZM245 208V207H244ZM82 209V208H81ZM89 209V208H88ZM94 209V208H93ZM118 209V208H117ZM126 209V208H125ZM133 209V207L131 208ZM34 210V211H33ZM99 210V209H98ZM119 210V209H118ZM128 210V209H127ZM134 210V209H133ZM120 211V210H119ZM128 212V211H127ZM40 213V215H38ZM132 214V213H131ZM70 218V217H73V218H77V223H74L73 225H70L67 223V218ZM168 218V217H167ZM70 222V221H69ZM149 226V225H147ZM153 226V225H152ZM70 228V231H72L73 233V241L69 242H64L62 240L59 239L58 236H60V233L61 231H63L65 228ZM72 227H74V229H72ZM140 227V226H139ZM66 228V229H67ZM195 229V228H194ZM213 229V228H212ZM196 230V229H195ZM24 231V233H23ZM66 231V230H64ZM143 231V230H142ZM133 232V231H132ZM85 234V240H82L83 236ZM186 234V233H185ZM216 234V233H215ZM175 235V234H174ZM11 237H16V238H13V242H9V239ZM69 237V236H68ZM82 237V238H81ZM136 237V236H135ZM81 238V240H80ZM146 238V237H145ZM203 239V238H202ZM191 241H192V238H191ZM198 242V241H197ZM190 243V242H189ZM183 244V243H182ZM188 244V243H187ZM201 244V243H199ZM189 245V244H188ZM192 244L190 243V246ZM203 247L204 245L201 244ZM200 245V246H201ZM207 245V244H206ZM205 245V246H206ZM262 245V244H261ZM181 246V245H180ZM196 246V245H195ZM200 247L203 248V247ZM216 246V245H215ZM152 250L151 254L152 256L149 257V256H145L144 253H145V250L147 251L148 249ZM179 247V246H178ZM193 247V246H192ZM210 247V246H209ZM186 248V246H185ZM196 248V247H195ZM205 248V247H204ZM203 248V249H204ZM211 248V247H210ZM215 248V247H214ZM192 249V248H191ZM205 250V249H204ZM208 250H210L208 248ZM212 250H213V247H212ZM211 250V252H212ZM264 250V249H263ZM188 251V250H187ZM206 251V250H205ZM214 251V250H213ZM262 251V250H261ZM201 252V251H200ZM216 252V251H214ZM213 252V253H214ZM264 252V251H263ZM262 252V253H263ZM204 253V251H203ZM226 253V252H225ZM216 254V253H215ZM218 254H216L217 256ZM215 256V257H216ZM226 256V255H224ZM224 258V257H222ZM227 259V261L230 259L229 256L227 255L225 257ZM235 258V257H234ZM206 259V257L204 258ZM213 259H214V256H213ZM212 259V260H213ZM233 259V258H232ZM237 259V258H236ZM208 260V259H207ZM210 260V259H209ZM210 260V261H212ZM263 260V259H262ZM226 261V264H238L237 261H229L227 262ZM216 261L214 260L213 263H215ZM224 260L222 259L221 261H219V263L216 262V264H224ZM243 262H241L242 264ZM197 264V263H196ZM198 264H203V262H199ZM206 264V263H205ZM240 264V263H239Z\"/></svg>", "mask_w": 264, "mask_h": 264}, {"label": "snow or ice", "instance_id": "3", "mask_svg": "<svg viewBox=\"0 0 264 264\" xmlns=\"http://www.w3.org/2000/svg\"><path fill=\"white\" fill-rule=\"evenodd\" d=\"M37 130H40V128H39V122H37ZM216 235H218V234H216ZM208 239H209V241H210L211 244L217 245L220 248L225 247V245H223L221 241H219L218 239H216L215 238V235H213L212 233H209L208 234Z\"/></svg>", "mask_w": 264, "mask_h": 264}]
</instances>
